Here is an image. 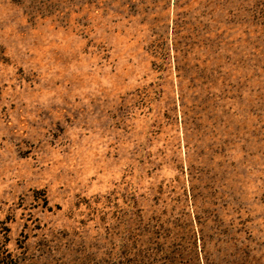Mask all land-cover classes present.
I'll return each instance as SVG.
<instances>
[{"label":"rangeland","instance_id":"rangeland-1","mask_svg":"<svg viewBox=\"0 0 264 264\" xmlns=\"http://www.w3.org/2000/svg\"><path fill=\"white\" fill-rule=\"evenodd\" d=\"M0 264H264V0H0Z\"/></svg>","mask_w":264,"mask_h":264},{"label":"trees","instance_id":"trees-1","mask_svg":"<svg viewBox=\"0 0 264 264\" xmlns=\"http://www.w3.org/2000/svg\"><path fill=\"white\" fill-rule=\"evenodd\" d=\"M1 254V253H0ZM3 262V259L2 258H0V263H2Z\"/></svg>","mask_w":264,"mask_h":264}]
</instances>
